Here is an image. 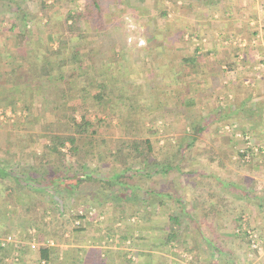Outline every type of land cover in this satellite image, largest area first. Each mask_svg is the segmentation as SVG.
I'll return each instance as SVG.
<instances>
[{
	"label": "trees",
	"instance_id": "obj_1",
	"mask_svg": "<svg viewBox=\"0 0 264 264\" xmlns=\"http://www.w3.org/2000/svg\"><path fill=\"white\" fill-rule=\"evenodd\" d=\"M181 2L183 4L176 5V8L181 9L182 23L170 18L166 10H162L160 15L165 20L163 25L157 21L151 23L153 31L146 36L150 46L144 49L147 50L146 56L150 52L157 58L152 70L154 76L138 78L136 75L143 69L140 67L142 60H131L133 46L128 42L127 29L121 20L114 24L112 18L108 21L105 0H0V39L7 40L9 47L3 58L0 57V63L8 62L17 74L15 77L10 76L11 72L2 68L0 78L14 93L21 80L29 87L46 78L49 79L46 84L53 92L50 96L44 95V103L52 105L51 118L39 121V117H32L35 112L31 98L25 100L22 106L18 105L20 111L26 113L22 117L26 124L39 125L40 131L37 135L30 133L29 140L40 138L44 141L42 150L29 151L34 164L19 169L18 166L0 162V186H4L6 178H12V192L31 194L34 198L31 204L27 203L26 198L23 199L28 227L23 231L22 238L31 240L34 235L45 236L47 218H50L48 223L54 225V230L48 232L44 241L52 238L54 233L55 238H61L66 232H83L86 218L89 216L90 220H95L107 205L114 207L113 214L120 219L123 215L120 216L119 210L124 211L130 204L145 205L147 208L164 205L160 189L151 184L148 186L146 182L158 175L159 183L161 176L169 177L172 171L178 170L177 161L186 150L195 146L199 132L204 127L195 120L188 124L191 128L188 127L177 142H169L166 151L161 150V154L156 151L155 142L146 126L148 110L156 109L161 113L160 118L170 120L178 114L177 107L189 113L193 105L185 93L189 82L179 81V89L171 91L177 100L174 101V107H168L163 97L167 91L161 93L158 87L161 70L167 69L172 63L171 55L177 42L184 43L185 48L194 46V54L182 59L190 65L202 63L211 51H217L208 48V40L203 41L205 37L209 38L208 32L216 31L214 28H204V21L198 23L196 20L194 33H190L189 39H186L187 30L192 28L187 19L190 14L197 15L199 21L209 13L212 17L218 14L220 18H226L232 27L242 22L240 20L244 14L249 16L248 19L256 18V14L247 13L240 0ZM123 3V0H115L113 4ZM148 12H151L150 9ZM5 21L8 25L3 26ZM39 32L44 33V36ZM163 32L166 37L162 39L160 35ZM35 35L39 36L38 40H35ZM194 38L199 40L198 45ZM237 51L240 49H235ZM213 61L232 65L224 56L219 60L213 58ZM167 72L175 75L171 80L180 76L175 74V67ZM175 80L168 84L173 85L177 82ZM1 100L4 102L3 108L10 106L8 98L3 97ZM20 100L22 96L17 99ZM16 102L11 104L15 106L13 112L18 110ZM187 116L184 115L188 121ZM113 127L119 128L121 132L109 138L103 130ZM105 153L113 163L109 173L101 172ZM75 208L78 211H74ZM81 208L83 211L79 210ZM187 215L173 210L168 213L165 224L150 217L144 219L155 232L164 233L163 240L170 253L177 255L179 251H194L191 243L184 238L191 230L190 220L186 221ZM186 222L188 228H183ZM141 227H138L139 231ZM30 228H36L33 236L29 234ZM3 231L0 232L3 235L0 236V264H5V258L11 255L15 243L7 240L13 236ZM141 234L136 238L137 241L149 239L144 233ZM123 238L132 241L135 239L134 231H131V237L127 235ZM20 243L22 241L18 242L17 249L24 252V248H19ZM37 249L38 261L61 264L58 247L45 245ZM217 251L222 252V249L217 247ZM21 256H18L19 259ZM32 259L16 261V264H28L27 261Z\"/></svg>",
	"mask_w": 264,
	"mask_h": 264
},
{
	"label": "crops",
	"instance_id": "obj_2",
	"mask_svg": "<svg viewBox=\"0 0 264 264\" xmlns=\"http://www.w3.org/2000/svg\"><path fill=\"white\" fill-rule=\"evenodd\" d=\"M259 1L264 5V0ZM132 2L140 5L146 3L144 0H132ZM177 2V5L183 4L181 0H177ZM179 12L178 14H180ZM214 15L216 18L218 17V14ZM211 19L213 17L209 13L202 21L208 22ZM238 25L241 26L240 23H235L234 27ZM236 30L240 31L237 28ZM40 35L43 37L44 33ZM38 37L35 35V40H38ZM206 39L205 37L203 41ZM6 41L3 38L0 39V57L2 58L9 48ZM196 44L198 45V43ZM214 48L212 47V49ZM215 49L217 51H211L208 58L202 63L192 65L184 63L182 59L194 54V46L190 49L181 47L179 50L177 48L172 52V63L168 65V68L175 67V74L180 76L176 80H168V83L175 80L177 82L170 86L178 88L179 81L191 80L190 93L186 96L193 102L191 112L195 119L199 120L198 125L204 128L199 132L201 137L199 136V140L194 146V149L197 150V159L192 165L196 169H193L190 176L185 178L182 174H178L179 169L174 176L165 177V179L161 176V181L167 180L166 182L170 185L166 188L160 186V192L163 193L161 195L166 199L162 206L167 209L172 205L175 211L191 216V230L185 234L184 238L194 247V264L196 262H201V264H235L232 259L235 253L231 248L225 246V241L229 238L234 241V238L238 237L236 234H242L245 232V228L255 229L260 234L262 244L255 253L249 252L250 248L243 251L242 258L245 259V264H264V176L261 177L258 171V164H263L264 167V69H261L256 63L252 64L251 58L256 54L249 53L252 52L251 50L248 52L244 48L237 53L235 49L229 47H225V52ZM142 51L147 52L145 49ZM197 53L199 54L200 50ZM236 54L238 55L236 56ZM221 56H224V59L232 65L228 66L223 62L218 64L213 61V58L219 60ZM147 58L149 59L148 56ZM2 68L11 72L10 76H17L8 62H1L0 70ZM7 76L5 74V78ZM48 80L44 78L39 84L29 87H26L21 80L17 83L16 93H14L13 89L4 84V79L0 78V114H11L13 107L15 108L11 104L22 96V100L16 102L17 107L19 104L22 106L25 100L28 101L31 98L34 101L35 112L32 117H39L41 121L51 118L52 105L44 103V98H46L44 95L53 94L52 89L46 84ZM165 90L168 91L166 88ZM3 97L9 99L10 106L7 108L2 106L4 105L1 100ZM163 97L165 96L163 95ZM17 111L20 112H18V119L16 118L12 123L0 120V162L15 167L22 165L24 169L34 164L29 151L42 150L44 141H41L40 138H38L39 140H29L30 133L37 135L38 130L35 131V126L26 125L22 118L26 113L21 112L19 107L14 111L16 115ZM0 117L2 116L0 115ZM8 117L10 118V116ZM14 122L17 124L15 125ZM228 123L233 124L231 126L233 132L229 130L230 124ZM234 126H239L240 131L250 134L259 148V151L255 153L256 168L248 169L247 173L245 168L243 170L242 167L232 166L238 162L235 156V144H239L241 147L245 144L244 140L238 137ZM234 134L237 135L238 142H236ZM204 148H207L208 152L213 151V156L208 159H200L199 156L204 154L201 150ZM9 154L17 157L14 163H10L11 156ZM204 164L205 170L200 169L199 167ZM12 183V178H6L4 186H0V232L4 229L3 233H10L15 242L11 255L5 258V264H16V261L22 262V260L26 262L29 256L34 259L27 263L35 264L39 259L37 258V248L45 246L47 240L53 241V239L50 237L44 241L45 236L43 235H34L31 240L22 238L23 230L28 227V218L24 215L25 202L23 199L30 198L31 194L21 195L18 191L12 192L10 189ZM185 184L189 186L185 187ZM7 185L10 187L8 188ZM170 201L176 202L175 205L173 206ZM108 206H105L101 216L94 220L95 227L93 222L84 221L85 230L83 232H74L70 237H68L70 232H66L63 235L66 238L61 246L59 242L55 243V240L53 245H49L51 248L52 246L58 247L57 254L62 259L61 264H182L180 258L177 259L178 255L170 253L163 240V232H155L151 228L152 226L146 232L141 227L139 232V226H132V223L125 221L124 223L129 227H126L125 224L123 226L119 217L113 214L114 208L111 209ZM108 208L111 210L108 211ZM80 211H83V208ZM187 216L186 221H189ZM164 218L161 217L158 222L165 224L166 217ZM187 224L188 222L183 228H188ZM35 230L36 228L33 229V231ZM232 230L235 233H232ZM241 230L243 231L239 232ZM33 231H29L31 236H33ZM131 231L144 232V235L149 239L134 242V248H132L131 239L124 240L125 238H123L127 235L131 237ZM41 236H43L42 240H40ZM20 241L22 243L19 248H24V252L17 249ZM34 242L37 243L36 248L31 246ZM118 242L126 243L127 250H122L117 246ZM217 247L222 249V252L217 251ZM132 251L133 257L131 256ZM20 254L22 256L19 259Z\"/></svg>",
	"mask_w": 264,
	"mask_h": 264
},
{
	"label": "rangeland",
	"instance_id": "obj_3",
	"mask_svg": "<svg viewBox=\"0 0 264 264\" xmlns=\"http://www.w3.org/2000/svg\"><path fill=\"white\" fill-rule=\"evenodd\" d=\"M144 1H146V3L140 5L137 3H133L132 0H124L123 4H117L115 6L113 4L115 2V0H105V3L108 7L106 16H107L108 21L111 20V18H112L113 24L115 22H118V21L120 22V20H121V22H123L125 28L127 29L128 34H129L127 39L131 35L136 37L135 40H132L130 42L128 41L133 46L131 48L132 52H133L131 60H135L136 62H138L137 59H139V62H141V60H142V62H141L142 65L141 66L139 65V66L142 67L143 69L140 70L141 73L137 74L136 76L138 78L140 76H147L149 78H153L154 75L152 73H154V72H152V70L154 68V64L157 63V58L153 54H151V55L149 54V55H147L149 57V59H148L146 56L147 52H143V51L141 52L142 49L150 46L149 42H147L146 36H149V33H151V31H153L152 30L153 26L151 25V23L153 21H155V22L157 21L156 23H158L159 25H161V24L163 25V23H165V20L163 18H161V16H160L162 13V10H166L169 13L168 16L170 18L176 19V20L178 19L177 20L178 23H182V21H181V15L182 14H178V11H181V9H179L178 7L176 8V5L178 4V2L176 0H165V3H163V0H144ZM240 1H241V4L244 7H246L247 13L249 15L256 14V18L253 17L251 19H248L249 16L244 14L243 19L240 20V21H242V22H240L241 26L238 25L235 28L228 24V20H225L224 18H220V15H218V17H217L218 19L213 16V19H211V21L205 22V20H204V23L206 24L204 26V28L207 27V29H213V28L216 29L215 33L208 32L209 34H207V36H209V38H207L205 41L208 40V42H206V43H208V45L210 47H215L217 49H221L224 52H225V50H224L225 47H229L232 49L238 48V49H243V50L245 48L248 50V52L251 50L252 52H249V53L256 54L255 57L251 58L252 64L254 65L256 63L258 66H261L260 64L264 65V5H262L259 0H240ZM140 3H142V2H140ZM149 9L151 12H148ZM113 17H114V19H113ZM197 17H198L197 15H193V14H190L188 16L187 19L190 22L192 28L187 30L188 32L186 35V39H189L190 33H194L193 31L195 30L197 21H198V23L202 21V20L199 21ZM131 23H133L134 28L129 27L130 26L129 24H131ZM4 25L5 26L8 25V22L5 21L3 23V26ZM236 28L240 29V31H237ZM230 31H233L234 34ZM171 34L172 33H169V35H171ZM160 36L162 39L166 37L164 32ZM139 37H143L146 40V44L141 48H136L137 47L136 46L137 45L136 39ZM194 41L199 44V40L197 41V38H194ZM181 47H184V43L177 42L175 45V48H176L175 50H177V48H179V50H180ZM138 50H139V53H137ZM226 51H230V50H226ZM231 51L234 52V50H231ZM147 60H148V62H145ZM167 70H170V69L167 68L165 70L164 69L161 70V73H160L161 78H160V83H159L158 87L160 86L161 93H162V91L163 92L166 91L165 88L168 89V91L165 93L164 96L166 97L168 107H174V101L177 100V98L172 96L173 94L171 93V91H172V89H175L177 87L170 86L167 83H168V80H170L171 78H174L175 75H169ZM155 73H157V72H155ZM165 76H168V77H165ZM190 81H191L190 79H188V81L186 80L187 83L189 82V86L186 88V92H185L188 95L190 93V85H191ZM176 109L179 111L178 114H176V116L175 115L172 116L170 118V120L169 119L164 120L163 118H160L161 113L156 111V109L152 108L151 110H148V114L146 112V114H147L146 115V126L149 130V136L152 137V139L154 140L156 151L159 152L160 154L162 153V152H160L161 150L166 151L165 149L169 147V142H172V143H174L175 141L177 142L178 137L185 135L188 127L191 128V126L190 125L188 126V124L197 120V119H195L194 115L192 114V112H191L192 110H190L189 113H186V110L184 109V112H183L181 107H177ZM18 112L19 111H17V115L13 111H11V114H8V115L6 113H2V114H0L2 116V117H0V120L4 121V122L6 120L7 122L10 121L12 123L14 120H16V118L18 119V116L20 113V112L19 113ZM184 115L185 116L188 115L187 116V117H189L188 121L185 119ZM8 116H10V118ZM197 121H199V120H197ZM198 123H200V122H198ZM14 124L16 125L17 122H14ZM228 124H230L229 130H231L233 132V127H231V126H233V124H231V123H228ZM26 125H31V124H26ZM32 126H35V125L33 124ZM37 126H39L38 123L35 126L36 128L34 127L36 129L35 131L38 130ZM234 127H235L237 133H242V131H240L241 129L239 128V126H234ZM103 131L106 133V135L109 138H114L115 136L119 135L121 132L120 129L117 127L116 128L113 127L109 130L104 129ZM234 138H235L236 142L239 141L237 138V135H235ZM239 138L241 139V137H239ZM240 147L241 146H239V144H237V145L235 144V146H234L235 156H236V159L238 160V162H236V165L233 164L232 166H236L237 168L242 167V169L245 168V172L247 173L249 170L253 169L254 167L256 168V163H254V161H257L255 159L256 156H255V154H252L251 158H249L248 160H244L240 154V150L244 146L241 148ZM201 151L204 154L202 153L203 155L199 156L200 159L201 158L202 159H208V157H211L214 154L213 151L208 152L207 148H204V150H201ZM196 153H197V150H195L194 147H191L188 150H186L181 155V158L177 161V163H178L177 165L179 167L178 169L180 170L179 173L177 170H175V171H172L173 173L169 176H174L177 173L182 174L185 178L187 176H190L193 169H196V167H194L192 165L193 162L195 163V161L197 159ZM10 156H11V158L9 159L10 163H14L15 160L17 159V157L15 155H10ZM112 164L113 163L109 160V158L106 156V153H105V158H104V160H102V163L100 166L101 172L102 173H109L111 171V167L113 166ZM262 165L263 164H258V166H259L258 171L260 172L261 177L264 176V167ZM21 167L23 168L22 165L18 166L19 169ZM199 168L202 170H205L206 166L204 164L203 166H200ZM157 177H159V176L155 175L152 180H148L146 182V185L148 184V186H150V184H151L152 186H156L159 189H161V187H160L161 185L164 186V188H166L167 186H170L168 184V182H166L167 180L161 181V179H160V182L157 183L158 182ZM162 177H164V179H165V176H162ZM186 186H189V185L185 184V187ZM37 196H40V194H38ZM31 199H33V200H31ZM164 200H166V199L164 198ZM26 201L28 204H31L34 202V198L30 197V198L26 199ZM170 202L173 204V206L176 203L174 201H170ZM108 207H111V209L114 208L113 206H108ZM151 207L147 208V207H145V205L140 206L139 204L138 205L133 204L132 206H131V204L127 205L126 209L124 211L119 210L120 216L123 215L122 219H120V218L119 219L122 221L123 226L125 224L124 221L126 223L130 222V223H132L131 224L132 226L133 225L135 227L137 225L142 226L143 231L146 232V231H149L150 223L148 221H146L144 219V217H150V218H153V219H156L159 221L161 219V217L162 218L166 217V219H167L168 213L172 212L174 210L172 208V205L170 207H168L167 209H166V207L164 208L163 206L161 207V206H157V205H151ZM111 209L108 208V211H110ZM74 211H78V209L75 208ZM55 216H56V214H55ZM187 217H188V220H190L191 216L189 215ZM89 218L90 217L88 216V218H86L85 222L86 221L93 222L92 224L94 226L95 225L94 220L93 219L90 220ZM135 218H136V221H135ZM48 221H50V218H47V223H46L47 228H48V229L46 228L47 234L49 231L54 230V225L51 223H48ZM125 226H126V224H125ZM126 227H129V225ZM248 230L249 229L245 228V232H242L243 235L241 233H239L240 235L237 233L236 235H238V237L234 238V241H232V238H229L225 241V243H226L225 246L227 248H231L233 250V253H235L234 257H232L233 261H235V264H245V259L242 258L243 251L245 249L250 248L249 252L255 253L256 250L261 248L262 244L260 245V247L258 249H254V247L251 246ZM252 230H255V229H252ZM23 231H25V229ZM29 231H33V229L30 228ZM241 231H243V230H241ZM139 232L135 233V231H134V238L135 239H132V241H130L132 248H134L133 243L137 242L136 238L138 237V235L141 234ZM26 233H27V231H26ZM72 233H74V232H70L68 237H70L72 235ZM232 233H235V232H233V230H232ZM245 233H246V235H245ZM47 234H45V237ZM54 234L51 235V236H53L52 238L55 240V243L59 242L60 246H61L64 243V240L66 237L61 236V238L60 237L55 238ZM258 235L260 238L259 233H258ZM260 241H261V238H260ZM125 244L122 242H118L117 246L121 247L122 250H124V249L127 250V245H125ZM131 250H133V249H131ZM177 255H178L177 259L180 258L182 264H194V259H195L194 251L192 253L179 251ZM131 256L132 257L134 256L133 251L131 253ZM251 257H249V258H251ZM29 258H30V256H29ZM196 264H201V262H196Z\"/></svg>",
	"mask_w": 264,
	"mask_h": 264
},
{
	"label": "built area",
	"instance_id": "obj_4",
	"mask_svg": "<svg viewBox=\"0 0 264 264\" xmlns=\"http://www.w3.org/2000/svg\"><path fill=\"white\" fill-rule=\"evenodd\" d=\"M129 25H130L129 26L130 28H134L133 23H131ZM135 38H136L135 36L131 35L128 38V41L130 42L132 40H135ZM136 43L138 46H144L146 44V40L143 37H139L136 39ZM260 65H261L260 68L264 69V65L263 64H260ZM238 136L241 137L245 142L244 147L240 150L241 157H243L244 160H248L249 158H251L252 154H255L256 152L259 151V148L254 143L253 137L250 134L242 132V133H238ZM248 233H249V239L251 242V246H253L254 249H258L261 245V241H260L258 233L252 229H249ZM7 240H13V237L10 236V237H8ZM53 244H54V240L53 241H50V240L46 241V245H53ZM31 246L33 248H36L37 243L34 242L31 244ZM35 264H48V262L46 260H41V261L36 262Z\"/></svg>",
	"mask_w": 264,
	"mask_h": 264
}]
</instances>
